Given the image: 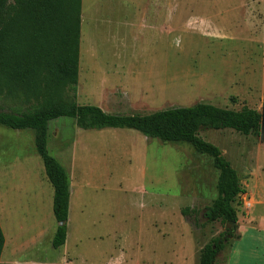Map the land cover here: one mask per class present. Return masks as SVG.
<instances>
[{
	"label": "rangeland",
	"instance_id": "1",
	"mask_svg": "<svg viewBox=\"0 0 264 264\" xmlns=\"http://www.w3.org/2000/svg\"><path fill=\"white\" fill-rule=\"evenodd\" d=\"M101 1L131 18L140 36L112 31L102 37L92 29L94 21L91 28L82 22L78 82L65 94L75 104L128 116L198 104L262 112L264 0H165L164 6ZM145 24L155 27L142 35ZM163 24L165 36L158 31ZM35 107L34 101L0 95L5 113ZM48 129L47 151L64 168L70 190L67 238L57 250L51 246L56 222L46 203L52 187L42 160L24 156L35 154L34 132L0 127V183L8 182L12 192L29 183L39 187L31 194L32 202L38 197L37 212L33 204L31 211L21 206L8 215V249L18 264H198L209 229L195 230L181 210L202 213L216 199L218 172L210 157L186 142L163 143L132 131H81L68 118L51 121ZM199 137L220 149L240 181L252 173L251 190L235 206L231 246L216 259L225 264L241 230L258 225L250 216L264 218V141L231 130H201Z\"/></svg>",
	"mask_w": 264,
	"mask_h": 264
},
{
	"label": "trees",
	"instance_id": "2",
	"mask_svg": "<svg viewBox=\"0 0 264 264\" xmlns=\"http://www.w3.org/2000/svg\"><path fill=\"white\" fill-rule=\"evenodd\" d=\"M80 6L81 0H0V95L37 105L22 114L0 111V127L34 132L35 153L53 188L52 213L57 226L52 249L66 241L70 190L64 168L47 151V132L49 122L68 118L81 131H132L163 143L186 142L210 157L218 172L216 199L202 213L183 208L181 214L195 230L209 229L210 238L200 251L198 264H216L218 254L231 246L233 231L225 227L237 222L235 206L245 190L220 149L201 139L199 132L231 130L257 137L260 114L247 108L236 112L198 104L128 116L75 104L65 94L73 92L78 82ZM3 247L0 228V257Z\"/></svg>",
	"mask_w": 264,
	"mask_h": 264
},
{
	"label": "crops",
	"instance_id": "3",
	"mask_svg": "<svg viewBox=\"0 0 264 264\" xmlns=\"http://www.w3.org/2000/svg\"><path fill=\"white\" fill-rule=\"evenodd\" d=\"M102 1L100 0H81V6H80V37H79V48H80V43H81V26L82 22L84 21L85 23H89L88 26L90 27L91 22L94 21V25L92 29L94 30L95 33L98 31H102L101 36L102 37H108L109 35L113 34L114 32H118L121 34V36H137L139 33H136L134 28L133 21L131 23V18L128 19V17L122 15V14H114V8L112 3L109 1L107 3H101ZM106 2V1H104ZM150 4L153 5H163L165 4V0H150ZM121 7L122 5L119 4ZM127 5V4H126ZM128 6V5H127ZM160 9V7H159ZM160 18V17H159ZM128 19V23H127ZM159 25V24H158ZM144 26V30L146 31H141L140 34L143 35V33L147 32V30L154 26L150 24H145L141 25ZM91 28V27H90ZM127 30L126 32L121 31L122 29ZM152 30V29H149ZM114 31V32H112ZM158 31H163L162 35H166L165 31V24H163L162 29H158ZM160 35V34H159ZM140 36V35H139ZM78 70H79V65H78ZM51 122H49L50 124ZM48 124V128H49ZM49 130V129H48ZM29 131V130H26ZM49 135V131L47 132ZM48 135H47V141H48ZM33 142V139H32ZM35 153V149H34ZM24 156H31L35 157L37 154L35 153L34 155H24ZM39 157V156H38ZM40 158V157H39ZM41 159V158H40ZM24 161V160H23ZM44 168V167H43ZM45 173V172H44ZM249 181L243 182L242 180L240 181L242 187L245 190V194H248V192L252 188L251 184V177L252 173H249ZM36 178L38 177L37 174H35ZM46 176V175H45ZM24 177L30 178V175H26ZM34 177V176H33ZM47 179V178H46ZM36 181V179H35ZM38 181V180H37ZM48 181V180H47ZM29 182H31V179H29ZM49 182V181H48ZM69 185V183H68ZM41 187V186H40ZM52 187V186H51ZM27 188V189H25ZM38 184L35 183L32 185L29 183L28 185L25 184L23 186H16L15 191L12 192L11 188L9 186L8 182H5L2 180L0 183V228L2 230V227L4 226V229L6 230V233L3 232L4 236V247L3 251L0 257V263L1 264H18L17 258L18 256H15L13 252L9 251L8 247L11 245L12 240L10 238V221H9V214L11 210H19L22 208L25 211H31L33 204H35V211L37 212L39 210V203H38V197H34V202H32V197L31 194L34 192L35 194L38 193L39 191ZM53 190V188H52ZM28 193L30 195H28ZM242 195V196H245ZM252 195V193L250 192ZM52 202H53V194L51 196V199L46 201V203L49 206V213L50 211L52 212ZM41 207V205H40ZM48 213V217H49ZM251 213V212H250ZM6 215V216H5ZM53 215V213H52ZM51 217V214H50ZM250 221L253 224L254 222H258V225L255 226H249V227H244L243 230H241V236L238 240H236L232 247L230 248L228 259L225 264H264V218L256 220L255 217V212L250 216ZM57 226V225H56ZM19 229H21V226H19ZM55 233V232H54ZM67 238V237H66ZM30 243V242H29ZM16 244V243H14ZM19 245H27L26 242H22ZM5 257V260L7 263H3L1 260L2 258ZM24 264H37L32 261H27L24 262Z\"/></svg>",
	"mask_w": 264,
	"mask_h": 264
},
{
	"label": "water",
	"instance_id": "4",
	"mask_svg": "<svg viewBox=\"0 0 264 264\" xmlns=\"http://www.w3.org/2000/svg\"><path fill=\"white\" fill-rule=\"evenodd\" d=\"M258 113L261 116L259 138L261 141H264V108L261 113L260 112ZM227 225L228 228L225 227V229L232 230L235 226V223L229 222Z\"/></svg>",
	"mask_w": 264,
	"mask_h": 264
}]
</instances>
